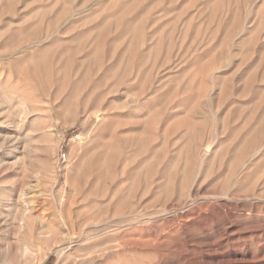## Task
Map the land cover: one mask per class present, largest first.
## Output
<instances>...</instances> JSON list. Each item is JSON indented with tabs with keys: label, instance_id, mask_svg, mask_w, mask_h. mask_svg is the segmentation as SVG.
<instances>
[{
	"label": "rangeland",
	"instance_id": "1",
	"mask_svg": "<svg viewBox=\"0 0 264 264\" xmlns=\"http://www.w3.org/2000/svg\"><path fill=\"white\" fill-rule=\"evenodd\" d=\"M0 264H264V0H0Z\"/></svg>",
	"mask_w": 264,
	"mask_h": 264
},
{
	"label": "bare ground",
	"instance_id": "2",
	"mask_svg": "<svg viewBox=\"0 0 264 264\" xmlns=\"http://www.w3.org/2000/svg\"><path fill=\"white\" fill-rule=\"evenodd\" d=\"M6 177H8V179H9V178H11V177H9V174H7V176H6ZM10 214H11V213H10ZM7 216H8V215H7ZM80 232H81V234H85V231H84V229H81V230H80ZM86 236H87V234H86ZM89 255H90V254H89ZM89 257H90V256H89Z\"/></svg>",
	"mask_w": 264,
	"mask_h": 264
}]
</instances>
